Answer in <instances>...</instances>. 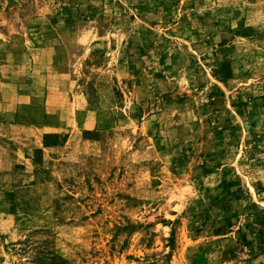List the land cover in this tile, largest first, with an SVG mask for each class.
<instances>
[{
	"label": "rangeland",
	"instance_id": "obj_1",
	"mask_svg": "<svg viewBox=\"0 0 264 264\" xmlns=\"http://www.w3.org/2000/svg\"><path fill=\"white\" fill-rule=\"evenodd\" d=\"M0 264H264V0H0Z\"/></svg>",
	"mask_w": 264,
	"mask_h": 264
}]
</instances>
